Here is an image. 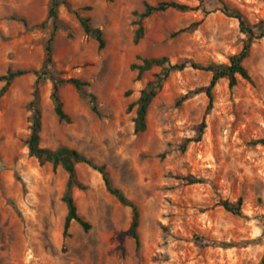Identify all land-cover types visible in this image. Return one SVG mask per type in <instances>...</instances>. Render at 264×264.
Returning a JSON list of instances; mask_svg holds the SVG:
<instances>
[{
    "label": "rangeland",
    "instance_id": "obj_1",
    "mask_svg": "<svg viewBox=\"0 0 264 264\" xmlns=\"http://www.w3.org/2000/svg\"><path fill=\"white\" fill-rule=\"evenodd\" d=\"M52 43L59 78L88 82L100 115L74 86L60 88L71 123L58 120L51 82L40 87V146L73 148L106 165L111 183L140 211V249L126 234L131 210L104 186L100 174L84 164L73 189L84 231L74 221L63 237L67 214L62 201L67 173L28 155L27 108L35 77L15 79L0 96V264H259L264 256V38L255 41L244 65L251 81L238 78L229 88L219 81L207 111L211 73L200 66L228 64L246 40L221 2L251 24L264 21V0H174L200 6L197 12L167 10L143 21L144 3L166 0H62ZM50 0H0V76L8 70L39 68L52 31ZM205 10L208 13H204ZM76 13L102 31L105 47L84 33ZM142 58L168 57L186 63L174 72L149 105L146 130L134 132L135 103L160 68L139 76L131 70ZM4 83L0 82V90ZM186 96V99L184 97ZM200 142L180 146L200 134ZM194 176L201 184L179 179ZM243 200V216L218 206Z\"/></svg>",
    "mask_w": 264,
    "mask_h": 264
},
{
    "label": "trees",
    "instance_id": "obj_2",
    "mask_svg": "<svg viewBox=\"0 0 264 264\" xmlns=\"http://www.w3.org/2000/svg\"><path fill=\"white\" fill-rule=\"evenodd\" d=\"M61 4L68 6L67 2L65 1L50 0L47 20H52V31L45 47V59L42 65L39 68L8 70L6 74L0 76V82L4 83L0 90V96L4 95L9 90L15 79L26 75H32L35 77L32 99L27 105V108L30 112V133L25 141V144L28 150V155L35 158L40 166L50 163L54 171H56L58 168H62L67 173L68 178L65 192L62 196V201L66 205L67 209V214L64 220L63 237L66 238L69 236V230L74 221L78 222L84 231H88L91 227L89 222L78 214L77 205L73 196V189H86V187L78 179L77 170L78 165L84 164L100 174L105 189L110 195H112L121 205L130 208L132 214V223L126 234L133 238L136 251L138 252L141 245L140 235L138 232L140 225V211L138 206L132 200H130L121 189L115 188L112 185L107 171V166L104 164H96L92 159L73 148L60 146L55 149H49L40 146V87L45 80L51 82L52 87L50 98L54 105V112L59 121L66 123H71L72 121L70 116L64 110V105L60 95V88L67 84L74 86L80 97L88 101L92 112L100 115L97 97L93 93H90L86 90V87L89 85L88 82L76 77L59 78L57 76L59 75V72L56 69V64L53 57L52 43L55 32L58 30V8ZM221 5L222 14L237 21L240 31L246 36V40L242 50L239 53L233 55L230 58L228 64L222 63L209 66H200L195 63L190 64L192 69L211 73L209 84L200 88V91H204L208 98L207 111L213 108V89L217 86L219 81L226 79L228 81L229 88L231 89L238 84V78L249 82L251 81V76L247 71L244 62L249 57L251 48L255 41L264 38V21H261L257 24H251L239 11L231 10L223 2H221ZM200 9V6H191L189 4L180 3L174 0L161 1L156 4L145 2L144 10L141 13L134 12V15L138 17L136 20L137 28L135 30L134 42L138 43L142 39L144 35L143 21L150 18L152 15L156 13H162L167 10L197 12ZM202 11H204V13H208L203 9ZM76 15L84 33L93 37L98 42V48L102 50L105 47V40L103 38L102 31L99 28H93L90 25L89 18L80 17L77 13ZM137 59L140 60L141 63L132 64L131 70H137L139 76L145 72L153 70L154 68H160V71L155 73L153 78L146 83L143 89H141L138 100L135 103H131L128 108L131 110L132 108L136 107L135 118L133 119L134 132L141 133L146 130V117L150 103L156 97L164 82L171 76V74L185 70L187 68V64L171 63L169 58L165 56L154 58H142L137 56ZM184 99H186V96ZM204 128L205 121L203 120L200 125V134L196 138H189L184 143H182L180 146L181 151L186 150L188 143L200 142ZM179 179L185 181L188 185L203 183V179L196 178L194 176H187ZM218 206L231 214L237 216L244 215L242 198L237 199L235 202L219 200ZM259 264H264V256L260 260Z\"/></svg>",
    "mask_w": 264,
    "mask_h": 264
}]
</instances>
